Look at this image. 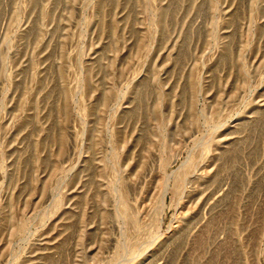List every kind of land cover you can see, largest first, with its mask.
<instances>
[{
	"label": "rangeland",
	"instance_id": "374dc122",
	"mask_svg": "<svg viewBox=\"0 0 264 264\" xmlns=\"http://www.w3.org/2000/svg\"><path fill=\"white\" fill-rule=\"evenodd\" d=\"M188 135L205 181L155 223ZM117 261L264 264V0H0V264Z\"/></svg>",
	"mask_w": 264,
	"mask_h": 264
},
{
	"label": "bare ground",
	"instance_id": "6f19581e",
	"mask_svg": "<svg viewBox=\"0 0 264 264\" xmlns=\"http://www.w3.org/2000/svg\"><path fill=\"white\" fill-rule=\"evenodd\" d=\"M191 135H188V138L177 140L176 143L169 145L170 147L167 149L168 152L164 150L166 145L163 144L162 149L157 150L158 152L155 154L153 160L155 173L154 182L157 183L159 189V195L154 209L155 223L159 222V217L167 207L165 199L169 193L172 195L170 206H173L176 211H180L182 206V209H184L186 206L190 205L192 196L199 190L198 188H200L205 181V175H201V172L198 174V172L205 164L211 162L212 157L210 154L215 151L216 148L211 146L212 139L209 135L202 138H192L191 144L187 145L186 142L191 138ZM182 152L185 153L183 162H181L175 171H171L170 173L167 172V169L176 162V159L181 154H183ZM200 164H203V166L200 167ZM121 179L122 177L118 175L116 187L113 188V192L117 195L118 204L122 208L121 212H116V217L124 222L128 206V189H126L124 183L121 182ZM191 183L195 185L192 189L187 187ZM208 199H211V197ZM193 210H198L197 203H195ZM183 221L179 222L180 224L176 226L175 230L177 232L181 230L182 227L187 226V224L190 225L192 218L186 217ZM120 245L118 247H120ZM121 250L126 251L123 246H121ZM129 254L131 257L134 255V253L131 252ZM115 264H118V261ZM119 264L121 263L119 262Z\"/></svg>",
	"mask_w": 264,
	"mask_h": 264
}]
</instances>
